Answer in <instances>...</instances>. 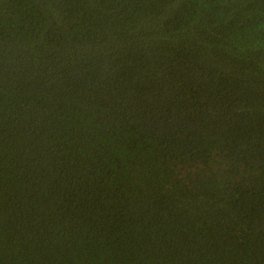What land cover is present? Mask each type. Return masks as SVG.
<instances>
[{"label": "trees", "instance_id": "obj_1", "mask_svg": "<svg viewBox=\"0 0 264 264\" xmlns=\"http://www.w3.org/2000/svg\"><path fill=\"white\" fill-rule=\"evenodd\" d=\"M0 264H264V0H0Z\"/></svg>", "mask_w": 264, "mask_h": 264}]
</instances>
